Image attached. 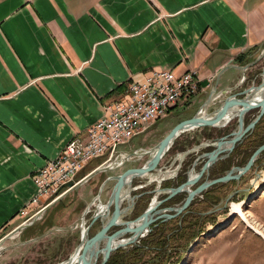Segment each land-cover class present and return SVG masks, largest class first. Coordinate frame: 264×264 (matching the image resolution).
<instances>
[{
    "label": "crops",
    "instance_id": "crops-1",
    "mask_svg": "<svg viewBox=\"0 0 264 264\" xmlns=\"http://www.w3.org/2000/svg\"><path fill=\"white\" fill-rule=\"evenodd\" d=\"M263 58L264 0H0V232L25 219L34 171L130 82L195 71L202 106L252 85Z\"/></svg>",
    "mask_w": 264,
    "mask_h": 264
},
{
    "label": "rangeland",
    "instance_id": "rangeland-1",
    "mask_svg": "<svg viewBox=\"0 0 264 264\" xmlns=\"http://www.w3.org/2000/svg\"><path fill=\"white\" fill-rule=\"evenodd\" d=\"M252 73L256 74L252 85L259 84L264 75V58L261 63L255 67ZM241 80L242 83H244L242 90L251 86L249 83H246V80L249 82V75H242ZM199 87L197 93L188 98L183 104L174 107L167 117L149 123L146 130L133 136L128 143L120 145L118 147L120 154L114 160L127 155V152L130 153L135 150L141 152L152 148L178 122L192 117L194 114L201 112L202 109L206 113H211L220 105L225 97L237 93L232 92L228 95H225V93L219 94L211 97L208 102L206 101L201 106L202 98L194 97L201 90L200 84ZM222 95H225L223 99L220 97ZM243 96L244 95H239L237 97L242 98ZM258 113L259 108L249 110L244 115V125H247L253 120ZM237 124L238 119L234 117L223 126H199L180 133L175 138L170 148L163 154L161 159L149 169L147 174L132 179L131 186L136 187V189L131 191L130 195L137 196L134 198V205L121 216V219L131 220L138 216L156 195L149 191L156 188L158 182L156 179L150 181L149 175H155L161 171L164 172L167 170L175 171L173 176L165 177L166 180L160 183V187L175 186L176 178L180 173H183L182 169L185 168V166H187L186 172H188L199 155L209 152L214 148L213 146L202 147L200 145L204 142L210 143L217 138L228 136L232 131L237 129ZM263 139L264 113L261 120L235 144L231 152L225 158H222V160L230 155L231 161L234 164H232L229 169L234 166H243L245 158L249 157L254 147ZM187 150L190 152L183 155ZM148 157L149 154H144L140 157H131L119 169L112 172H102L91 177L89 180L76 187V190L71 194L68 195V193L73 190L59 197L52 205L58 204L49 210L45 216H39L33 224L24 228L26 230L23 232H21L22 229L11 236H6L18 225L5 228L3 232H0V264H58L65 261L69 255L73 253L80 241L82 223L84 222V226L88 225L95 212L96 205L98 204V200H92L88 205H84L81 203L78 193L81 194L83 198L87 195L88 198L93 196L94 199L101 182L105 180L107 176L122 173L126 169H136L142 166ZM102 161L103 158L90 162V164L82 170L80 176L86 175L89 169L96 163H99L98 166L108 165L102 164ZM205 161V157L199 158L194 165V171H199ZM85 171L87 172L85 173ZM205 173L208 175L206 171ZM160 175L159 173L158 176ZM206 178L211 179L210 176H203L199 182H203ZM163 183L164 185H162ZM194 184L191 188H195ZM215 184H213L214 186L211 185L212 187H208V190L218 197L215 204L213 203L211 206H208L207 203L198 204L196 202L193 205V210H199L202 216H205L204 219L207 220L203 224L204 232L195 239V243L193 242L194 244H190L189 248L182 253V255L172 252L171 260L167 264H264V237L250 229L244 221L232 211L235 204H240L247 219L256 222V225L264 232V151L259 154L252 167L239 178L223 182L222 185L221 182ZM113 185L114 181H108L104 185L99 196L103 204L108 199ZM206 190L207 188L204 191ZM180 193L186 194V192ZM200 194L194 198L201 199L202 196ZM166 195V193H160L157 195V199H162L166 197ZM166 201L159 205L158 208L180 205L183 200H175L170 203ZM71 204L74 205L72 209L69 208ZM128 204L129 201L125 199L121 206L126 207ZM86 208H89V210L86 214H83ZM112 209L113 206L110 207V211ZM185 210L186 208L175 217L182 214ZM34 212H30V214ZM73 213H75V215ZM157 220L152 222L151 225ZM21 221L23 222L24 218ZM22 222L20 224H23ZM49 223L53 224V226L47 229L45 224ZM100 225L101 223L97 219L89 229V236H92L99 230ZM120 229L121 226L111 227L109 233H114ZM105 244L106 241H103L101 247ZM179 256L181 259L176 263L175 260Z\"/></svg>",
    "mask_w": 264,
    "mask_h": 264
},
{
    "label": "water",
    "instance_id": "water-1",
    "mask_svg": "<svg viewBox=\"0 0 264 264\" xmlns=\"http://www.w3.org/2000/svg\"><path fill=\"white\" fill-rule=\"evenodd\" d=\"M259 93L260 96H257V94ZM239 95L244 96L242 98H239L237 97ZM211 97L212 96L208 97L207 102L211 99ZM253 108H259V113L247 125H244V115ZM263 113L264 75L262 76V80L259 84L251 85L250 87L245 88L240 92L225 97L214 111H212L211 113H207V117L201 116L199 115V113H196L192 117L178 122L152 148L141 152L135 150L130 153H127V155L122 156L120 159L114 160L111 164L100 165L94 168L77 183H66V186L70 188L62 196L67 194L69 191L75 189L76 187L80 186L97 173L115 171L122 167L126 163V161H128L131 157H140L144 154H149L148 159L142 166L136 169H126L124 172L116 175H109L106 177L105 180L101 182L98 188L97 195L93 199V201L98 200V204L96 205V209L94 214L92 215L91 221L88 223L87 226H84V222L82 221L83 223L81 225L79 243L75 247L73 253L69 255V257L65 261H62L58 264H97L99 256H101V261L99 264H103L109 253L113 252L118 248L127 247L139 241L141 237H143L148 231H150V225L155 220L170 219L175 217L176 215L181 213L185 208H187V206L190 204V202L195 196L199 195L209 186L215 183H223L231 179H237L241 175L246 173L252 167L259 154L264 150V143H262L252 152L247 162L243 166H234L228 171H226L224 175L213 179L206 178V180L197 185L195 188H191V186L200 178L203 172L206 171L208 173V169L213 163H215L219 159L225 158L231 152L235 144L239 142L246 135V133L252 130L254 125L263 115ZM234 117H237L238 119L237 129L235 131H232L228 136L217 138L210 143L204 142L200 145L202 147L213 146L214 148L211 151L198 156V158L193 162L191 169L188 170L187 177L184 183L176 187H160V183L166 180V178L161 177L159 180H157L158 186L152 191H149L156 195L151 199L150 203L144 209V211L131 220L121 219V216H123L124 213L127 210L131 209V207L134 205V198H136L137 196L130 195L131 191L136 189V187L131 186L132 179L134 177L147 174L149 172V169L161 159L163 154L170 148L175 138L181 132H183L185 128L193 126H223ZM222 121L224 122L222 124H219V122ZM153 150L155 152L154 154H151V151ZM189 152L190 151L187 150L184 152L183 155H186ZM204 157L206 158V161L204 162L201 169L195 172L194 165L196 164L199 158ZM108 181H114V185L112 187L108 199L103 204L99 196L104 185ZM123 190H125V193H123ZM180 192H186V196L180 205L158 208V206L161 205L163 202ZM160 193H166L167 195L162 199H157V195ZM125 199L129 201V204L126 207H122L121 204ZM52 203L45 206L41 211H39V213L33 218L31 222L18 225L15 229L10 232V235H13L33 224V222L39 216H41V214L49 206H51ZM111 206H113V209L110 211ZM88 210L89 208H86L83 214H86ZM97 219L101 223L100 228L92 236H89V229ZM114 226H121V229L114 233H109V229ZM103 241H106V244L101 247V243Z\"/></svg>",
    "mask_w": 264,
    "mask_h": 264
},
{
    "label": "built area",
    "instance_id": "built-area-1",
    "mask_svg": "<svg viewBox=\"0 0 264 264\" xmlns=\"http://www.w3.org/2000/svg\"><path fill=\"white\" fill-rule=\"evenodd\" d=\"M199 88V77L191 70L154 69L144 81L130 82L127 93L103 107L101 117L86 129L85 136L69 139L54 158L34 171L35 193L20 211L26 216L22 223L31 222L68 191L66 183L80 181L85 176H80L81 171L90 162L103 158L102 164L111 163L120 154V145L146 130L149 123L167 117Z\"/></svg>",
    "mask_w": 264,
    "mask_h": 264
},
{
    "label": "trees",
    "instance_id": "trees-1",
    "mask_svg": "<svg viewBox=\"0 0 264 264\" xmlns=\"http://www.w3.org/2000/svg\"><path fill=\"white\" fill-rule=\"evenodd\" d=\"M262 116L258 122L261 120ZM263 142L264 139L258 142L253 151ZM249 157L245 158L244 164ZM232 164L234 163L231 161L230 155L226 159L217 160L212 166H210L208 175L203 172L200 178L195 182L194 187L202 183V181L199 182V180L203 176H210L212 179L224 175L225 171L228 170ZM186 169L187 166L182 169L183 173L178 175L175 182L176 185L172 187H176L185 182L187 177ZM162 185H164V183ZM209 192L210 191L207 188L206 191L200 194L202 196L201 199H192L186 210L179 216L170 219H158L151 225L150 231L141 237L137 243L127 247L118 248L109 253L103 264H167L171 260L172 252L182 255V253L189 248L190 244H192L195 239L204 232L203 224L207 221L204 219L205 216H202L199 210H193L194 203H207L208 206H211L218 200L216 194ZM185 195V193L176 194V196L173 197L174 199H168V202H166L170 203L175 200H183ZM180 259L181 257L179 256L175 262H179ZM100 261L101 256H99L97 264H99Z\"/></svg>",
    "mask_w": 264,
    "mask_h": 264
},
{
    "label": "bare ground",
    "instance_id": "bare-ground-1",
    "mask_svg": "<svg viewBox=\"0 0 264 264\" xmlns=\"http://www.w3.org/2000/svg\"><path fill=\"white\" fill-rule=\"evenodd\" d=\"M262 93V92H261ZM257 96H260V93L259 94H257ZM199 115H201V116H205V117H207L208 116V114L206 113V112H204L203 111V109L201 110V112H199ZM230 115V114H229ZM230 117V116H229ZM224 121H222V122H219V124H222ZM192 128H194V126L193 127H187V128H185V130H188V129H192ZM185 130H183V132L185 131ZM182 133V132H181ZM154 150L153 151H151V154H154ZM159 173L161 174L160 176H158L159 175ZM158 174H155V175H149V177H150V179L152 180V179H156V180H159L160 179V177H169V176H173L174 175V173H175V171H170V170H167V171H161V172H159ZM194 174V173H193ZM122 192V191H121ZM123 193H125V190H123ZM156 200V199H155ZM154 200V201H155ZM154 201H153V204H154ZM233 211V213L234 214H237L243 221H244V223L250 228V229H252L253 231H255L257 234H259V235H262L263 237H264V232L256 225V222H252V221H250L249 219H247V216H246V214L244 213V211L242 210V206L240 205V204H235V206H234V209L232 210ZM7 236H11L10 235V233H9V235H7ZM74 264H76V263H74Z\"/></svg>",
    "mask_w": 264,
    "mask_h": 264
}]
</instances>
